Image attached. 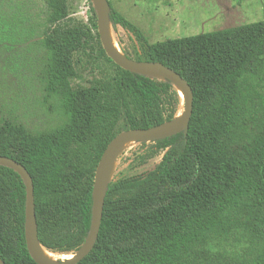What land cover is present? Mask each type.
I'll use <instances>...</instances> for the list:
<instances>
[{
	"label": "trees",
	"instance_id": "obj_1",
	"mask_svg": "<svg viewBox=\"0 0 264 264\" xmlns=\"http://www.w3.org/2000/svg\"><path fill=\"white\" fill-rule=\"evenodd\" d=\"M22 7L0 0V44L19 37ZM68 16V0H42L35 42L46 58L44 92L59 102L64 119L40 130L0 119V155L31 174L39 241L59 251L79 249L89 235L93 185L71 196L95 173L111 140L173 122L180 103L171 80L120 67L98 32L65 24ZM108 17L114 31L131 32L141 48L135 57L122 48L125 56L162 62L184 77L193 112L187 134L151 141L164 154L142 188L113 198L108 184L98 239L77 264H264V20L150 43L112 5ZM89 39L98 45L99 74L74 86L73 56ZM26 205L23 177L0 164L5 264H38L27 246ZM53 232L56 245L46 238ZM230 236L245 244L241 251L209 247Z\"/></svg>",
	"mask_w": 264,
	"mask_h": 264
},
{
	"label": "rangeland",
	"instance_id": "obj_2",
	"mask_svg": "<svg viewBox=\"0 0 264 264\" xmlns=\"http://www.w3.org/2000/svg\"><path fill=\"white\" fill-rule=\"evenodd\" d=\"M23 7L19 21L20 33L15 41L0 44V119L20 122L33 130L52 127L64 119L59 102L48 98L44 92L46 58L35 42L38 39L37 16L42 0H19ZM111 5L138 26L150 43L191 36L227 27L264 20V0H109ZM69 16L65 24L90 28L95 35L93 14L88 0H68ZM231 10L229 16L224 13ZM118 50L124 48L131 57L141 53L135 36L121 27L112 30ZM86 51L73 56L77 77L74 86L88 85L98 73L95 39ZM88 43V44H89ZM179 87H176L178 90ZM179 92V90H178ZM175 122L183 116L184 100L179 92ZM167 100V99H166ZM166 109L170 105L166 102ZM164 151L156 152L151 141L142 142L135 138L120 144L112 154L114 167L106 174L112 184L113 198L130 195L147 183L148 174L159 164ZM94 174L87 175L71 198L80 196L94 184ZM109 187V186H107ZM58 232L46 235L56 245ZM245 244L235 236L213 240L209 247L227 253H237ZM49 249V248H47ZM56 261L73 256L78 250L59 251ZM62 256H68L61 258Z\"/></svg>",
	"mask_w": 264,
	"mask_h": 264
},
{
	"label": "water",
	"instance_id": "obj_3",
	"mask_svg": "<svg viewBox=\"0 0 264 264\" xmlns=\"http://www.w3.org/2000/svg\"><path fill=\"white\" fill-rule=\"evenodd\" d=\"M94 5L97 12V27L101 44L106 54L120 67L133 71L146 73L148 68H152L158 77L167 78L171 80L175 87H182L184 90V112L180 120L152 128H139L132 130H124L114 137L103 152L101 159L95 171V178L93 184V207H92V224L89 235L82 246L73 254V256L55 261L54 263L44 260L38 253V248L43 246L39 241L38 224L35 212V196L34 183L31 174L25 166L15 159L0 155V164L9 166L18 171L23 177L27 186V205H26V241L29 252L33 259L38 264H77L83 260L94 248L98 239L101 221L103 216L104 201L106 197V190L108 181L104 178V171L106 162L109 157L116 151L124 141L135 138L137 140L153 141L156 139L170 137L181 131L188 133L189 123L193 112V92L189 83L176 70L166 66L159 61H139L125 56L120 51H117L112 45L107 26L113 27L109 21V11L111 8L109 0H94ZM147 74V73H146ZM150 75V74H149ZM153 76V75H152ZM156 77V76H155ZM45 247V246H44ZM0 264H5L0 261Z\"/></svg>",
	"mask_w": 264,
	"mask_h": 264
},
{
	"label": "bare ground",
	"instance_id": "obj_4",
	"mask_svg": "<svg viewBox=\"0 0 264 264\" xmlns=\"http://www.w3.org/2000/svg\"><path fill=\"white\" fill-rule=\"evenodd\" d=\"M107 32L109 34V37H110V40H111V45L117 50H118V44L117 42L112 38L113 35H112V28L110 25L107 26ZM147 74H150V75H153V76H156L158 77L159 74H157L152 68H148L146 71H145ZM179 92H180V95L181 97L184 96V90L182 87H179L178 88ZM181 119V118H180ZM178 119V120H180ZM119 148V147H118ZM112 156V155H111ZM114 167V164H113V159L112 157H109L107 162H106V167H105V171H104V178H106V174L110 173L112 171ZM38 253L39 255L46 261L48 262H52L54 263L57 259V254L49 249H47L46 247L44 246H40L38 248ZM68 256H62L61 258H66ZM69 258V257H68Z\"/></svg>",
	"mask_w": 264,
	"mask_h": 264
},
{
	"label": "crops",
	"instance_id": "obj_5",
	"mask_svg": "<svg viewBox=\"0 0 264 264\" xmlns=\"http://www.w3.org/2000/svg\"><path fill=\"white\" fill-rule=\"evenodd\" d=\"M225 14H227L226 16H229V13H231V10L227 11V13L224 11Z\"/></svg>",
	"mask_w": 264,
	"mask_h": 264
}]
</instances>
